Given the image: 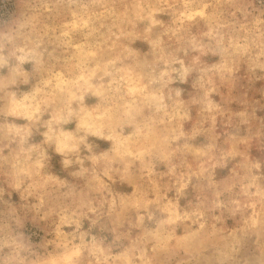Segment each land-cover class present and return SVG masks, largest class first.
Segmentation results:
<instances>
[{
	"label": "clouds",
	"instance_id": "9594fccd",
	"mask_svg": "<svg viewBox=\"0 0 264 264\" xmlns=\"http://www.w3.org/2000/svg\"><path fill=\"white\" fill-rule=\"evenodd\" d=\"M0 264H264V0H0Z\"/></svg>",
	"mask_w": 264,
	"mask_h": 264
}]
</instances>
